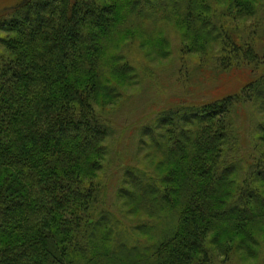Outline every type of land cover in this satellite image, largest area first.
Wrapping results in <instances>:
<instances>
[{
    "label": "trees",
    "instance_id": "16d2710c",
    "mask_svg": "<svg viewBox=\"0 0 264 264\" xmlns=\"http://www.w3.org/2000/svg\"><path fill=\"white\" fill-rule=\"evenodd\" d=\"M162 21L178 31L179 53L198 57L214 78L240 68L251 78L235 92L162 111L143 128L152 172L125 167L116 198L124 215L169 216L166 230L149 235L153 226L129 229L106 206L98 176L114 132L94 105L99 95L115 104L135 82L119 54L131 29L139 27L145 58L169 56ZM0 33V264L257 259L264 0H13L0 6ZM246 104L259 114L248 155L233 119Z\"/></svg>",
    "mask_w": 264,
    "mask_h": 264
},
{
    "label": "rangeland",
    "instance_id": "374dc122",
    "mask_svg": "<svg viewBox=\"0 0 264 264\" xmlns=\"http://www.w3.org/2000/svg\"><path fill=\"white\" fill-rule=\"evenodd\" d=\"M12 1L0 0V6L7 5ZM162 28L168 35L171 44L169 56L158 60L154 56H150V59L145 58L138 48L140 43L139 27L131 29L133 36L131 40L124 41V46L119 54L125 56L135 68V82L123 88V91L120 92L121 96L115 104L109 106L103 104L106 100L102 95H99L96 105H94L97 112L102 111V114H106L114 132L106 144L108 154L98 176L103 188L106 189V206L129 229L136 228L141 221L153 226L152 233L150 232L149 235L166 230L169 216L156 219L146 216L139 217L137 214L134 216L124 215L125 209L121 207V202L116 198L125 167L150 169L146 166L150 161L146 158L147 150L141 144V141L145 143L148 140L142 137L143 128L153 127L152 124L162 111L177 105L201 103L216 96L235 92L251 78L249 69L246 68L233 70L228 74H221L214 78L207 70L208 66L199 67L198 57L179 53L181 41L177 34L178 31L176 32L164 21H162ZM0 37H2L1 33ZM146 39L144 37L143 40ZM1 51L3 50L0 46ZM235 108L233 119L235 126L238 127L237 135L244 142V153L248 155L251 152L252 143L257 142L254 132L259 121V114L252 104L238 105ZM149 171L152 172V167ZM139 238L144 240L141 236ZM210 249L216 251L214 245H211ZM254 251L257 254L256 260L245 261L242 257L241 260L240 254H238L233 258V264H264L262 260L264 247L254 248Z\"/></svg>",
    "mask_w": 264,
    "mask_h": 264
}]
</instances>
